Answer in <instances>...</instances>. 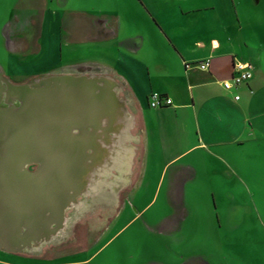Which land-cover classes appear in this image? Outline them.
I'll list each match as a JSON object with an SVG mask.
<instances>
[{
    "label": "crops",
    "instance_id": "crops-1",
    "mask_svg": "<svg viewBox=\"0 0 264 264\" xmlns=\"http://www.w3.org/2000/svg\"><path fill=\"white\" fill-rule=\"evenodd\" d=\"M14 5L5 37L37 39V51L30 45L21 53L11 45L10 59L0 61L4 69L16 67L30 76L72 66L105 71L101 77L115 91L118 108L112 109L115 120H104L97 131V143L125 136L133 185L122 191L134 192L148 181L157 182L154 196H169L178 189L166 183L182 182L185 198L186 183L198 174L197 156L226 161L242 144L264 140V76L255 67L253 79L238 90L223 87L236 61L252 63L234 0H15ZM84 44L103 46V60L63 63L65 45L78 52ZM204 60L211 61L209 71L185 68ZM153 93L172 105L152 108ZM21 235L0 242V263L22 259L17 249L31 241Z\"/></svg>",
    "mask_w": 264,
    "mask_h": 264
},
{
    "label": "rangeland",
    "instance_id": "rangeland-1",
    "mask_svg": "<svg viewBox=\"0 0 264 264\" xmlns=\"http://www.w3.org/2000/svg\"><path fill=\"white\" fill-rule=\"evenodd\" d=\"M14 2L0 0V61L10 59L7 48L13 44L21 53H26L30 45L37 51V39L5 37ZM234 2L240 13L247 56L263 77L264 0ZM145 25L147 28L148 23ZM158 38L163 45V38ZM103 53V46L84 44L77 52L65 45L63 63L79 58L103 60ZM0 74L5 81L18 86L37 85L54 76L106 75L101 69L72 66L30 76L16 67L4 69L1 64ZM41 94L45 93H37ZM10 99L4 108L20 102L16 97ZM123 137L116 135L111 144L98 143L97 155L104 149L100 153L102 162L94 163L92 157L96 154L89 150L91 155L85 161L88 175L84 177L87 185L66 211L63 227L48 239L18 248L22 259L11 264H264L263 139L256 137L242 144L226 161L197 156L198 174L186 183L184 198L182 182L166 183L178 189L169 196H154L157 182L148 181L145 187L138 185L134 192L122 191L127 184L133 185L128 181L129 152L123 147ZM52 176L51 172L28 175L31 181L38 182L39 191L25 199L19 198L8 177H0L6 182L3 195L9 196L5 209L22 213L40 210L41 202L48 200L43 179ZM13 196L18 198L16 203L9 200ZM21 233L25 234V230Z\"/></svg>",
    "mask_w": 264,
    "mask_h": 264
},
{
    "label": "water",
    "instance_id": "water-1",
    "mask_svg": "<svg viewBox=\"0 0 264 264\" xmlns=\"http://www.w3.org/2000/svg\"><path fill=\"white\" fill-rule=\"evenodd\" d=\"M4 97L6 102L16 97L21 106H0V177H8L23 199L39 191L28 175L51 172L54 177L42 182L48 200L29 213L5 209L9 196L3 195L6 182L0 179V242L8 235L19 237L22 230V241L48 239L63 227L66 211L87 185V152L94 150V163L102 159L97 131L104 120H115V91L103 77L62 75L18 86L0 74V105ZM27 162L41 164L38 174L25 169ZM14 197L11 203L18 200Z\"/></svg>",
    "mask_w": 264,
    "mask_h": 264
},
{
    "label": "built area",
    "instance_id": "built-area-1",
    "mask_svg": "<svg viewBox=\"0 0 264 264\" xmlns=\"http://www.w3.org/2000/svg\"><path fill=\"white\" fill-rule=\"evenodd\" d=\"M185 68L198 69L202 72L209 71L211 68V61L204 60L200 63H186ZM255 66L251 62L236 61L234 63L233 75L230 80L223 82V87L227 91L238 90L244 84L250 82L254 77ZM235 100H240V95L235 96ZM172 105V100L165 95L153 93L150 96V106L152 108H163Z\"/></svg>",
    "mask_w": 264,
    "mask_h": 264
},
{
    "label": "flooded vegetation",
    "instance_id": "flooded-vegetation-1",
    "mask_svg": "<svg viewBox=\"0 0 264 264\" xmlns=\"http://www.w3.org/2000/svg\"><path fill=\"white\" fill-rule=\"evenodd\" d=\"M12 100V99H10ZM19 100V99H18ZM8 101V100H7ZM6 101H3L2 104L0 105L1 107L4 108L5 106V103ZM8 104V103H7ZM21 104L20 102H18L17 106L19 107ZM90 131V130H89ZM104 150V149H102ZM87 154L91 155V151H88ZM102 162V161H100ZM99 163V162H98ZM26 168L28 169V171H30L31 173H36L38 171H40V169L42 168L41 164L40 163H35V162H27L26 164ZM80 198V197H79ZM15 203V202H14Z\"/></svg>",
    "mask_w": 264,
    "mask_h": 264
},
{
    "label": "trees",
    "instance_id": "trees-1",
    "mask_svg": "<svg viewBox=\"0 0 264 264\" xmlns=\"http://www.w3.org/2000/svg\"><path fill=\"white\" fill-rule=\"evenodd\" d=\"M248 62H250V61H248Z\"/></svg>",
    "mask_w": 264,
    "mask_h": 264
}]
</instances>
